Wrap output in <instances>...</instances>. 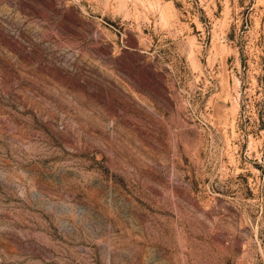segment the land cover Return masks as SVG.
I'll use <instances>...</instances> for the list:
<instances>
[{"label": "rangeland", "instance_id": "obj_1", "mask_svg": "<svg viewBox=\"0 0 264 264\" xmlns=\"http://www.w3.org/2000/svg\"><path fill=\"white\" fill-rule=\"evenodd\" d=\"M0 264H264V0H0Z\"/></svg>", "mask_w": 264, "mask_h": 264}]
</instances>
